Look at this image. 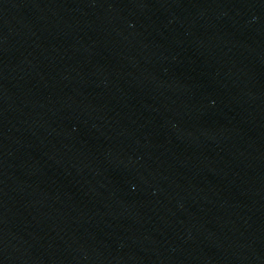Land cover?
Masks as SVG:
<instances>
[{
	"label": "water",
	"instance_id": "water-1",
	"mask_svg": "<svg viewBox=\"0 0 264 264\" xmlns=\"http://www.w3.org/2000/svg\"><path fill=\"white\" fill-rule=\"evenodd\" d=\"M0 264H264V0H0Z\"/></svg>",
	"mask_w": 264,
	"mask_h": 264
}]
</instances>
